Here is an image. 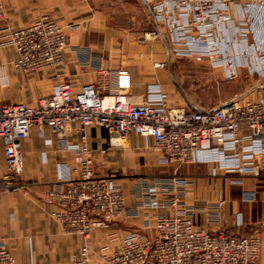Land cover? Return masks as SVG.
Segmentation results:
<instances>
[{"label": "built area", "instance_id": "obj_1", "mask_svg": "<svg viewBox=\"0 0 264 264\" xmlns=\"http://www.w3.org/2000/svg\"><path fill=\"white\" fill-rule=\"evenodd\" d=\"M147 1L156 20L167 25L169 40L187 44L181 50L173 48L175 52L195 55L196 59L205 55L214 64L222 65L225 76L232 78L237 75L238 56L226 62V56L220 58L218 53L225 51L222 44L239 43L241 49L235 54L250 70L264 76V43L258 39H254L255 46L247 43V15L254 7L264 10V0ZM4 15V0H0V19ZM150 33L155 35L156 31ZM67 43L64 27L47 13L36 15L17 29L0 24V47L14 50L12 64L21 72L58 68ZM250 52L258 58L256 68L247 64ZM98 73L101 81L106 69L100 68ZM116 82V91L100 94L95 82L76 89L72 83L60 81L36 105L23 101L0 103V137L7 170L0 177V189L17 186L14 178L22 170L21 142L33 126H47L64 148L76 153L78 166L69 169L57 165V175L67 182V187L48 190L45 198L59 205L53 215L66 232L88 240L93 230L114 223L127 208L123 186L94 170L88 142L91 125L105 128L112 145L121 144L130 133L152 137L153 148L164 162L219 160L229 170L244 172L254 169L255 157L264 158V95L184 108L168 105L159 87L147 89L140 101L131 102L124 91L130 86L126 69L117 71ZM72 127L77 138L66 142L64 137ZM187 183L173 176L135 184L136 193L144 196L143 207H171L174 211L156 212L151 233L131 230L121 237L111 236L117 242L103 244L95 259L87 243L83 244L71 264H260L261 238L257 232L244 235L222 229L209 231L194 221L191 211L177 207ZM171 192L175 194L172 198L160 202L155 199L157 193ZM144 213L148 215V211ZM0 264L24 263L0 247Z\"/></svg>", "mask_w": 264, "mask_h": 264}, {"label": "crops", "instance_id": "obj_2", "mask_svg": "<svg viewBox=\"0 0 264 264\" xmlns=\"http://www.w3.org/2000/svg\"><path fill=\"white\" fill-rule=\"evenodd\" d=\"M4 6L5 15L0 24L17 29L36 15L47 13L64 27L68 43L61 66L37 72L16 70L12 64L14 50L0 47V103L23 101L36 105L38 99L51 94L60 81H68L76 89L95 82L98 92L107 94L117 90V71L126 69L130 86L124 91L131 102L140 101L147 89L159 87L170 106L206 107L189 96L173 71V60L189 59L179 56L181 53L173 48L181 50L187 44H174L169 40L167 25L156 20L147 0H4ZM247 29V43L255 46L254 39L264 43V10L254 7L249 12ZM153 30L155 35L150 33ZM224 49L226 62L231 61V56H238L236 70L246 67L243 59L235 54L241 49L239 43L230 42ZM206 63L213 69H220L225 79L232 80L238 75L228 78L222 65L213 61ZM257 63L258 58L250 52L247 64L256 68ZM100 68L106 69V73L98 81ZM249 95L253 96L238 99H256L264 95V85ZM76 138L72 127L64 141L74 142ZM88 142L95 172L110 177L126 189V211L109 226L93 230L88 240L66 232L53 215L60 209L59 205L46 199L45 193L67 187V182L57 175L56 166L77 167L76 153L64 148L56 133L47 126H33L21 142L22 170L14 178L17 186L0 189V247L10 251L18 261L71 264L73 256L79 255L85 243L95 259L103 244L117 242V239L111 240V236L121 237L131 230L151 233L156 212L174 211L163 206L146 209L141 204L144 196L132 192L135 176L152 175L150 179L173 176L186 179L188 183L183 187L184 195L177 207L191 211L194 221L207 230L257 232L261 238L259 262L264 264V158L255 157L254 169L244 172L229 170L219 160L164 162L160 152L153 148L152 137L130 133L121 144L112 145L107 130L96 125L88 128ZM6 173L0 137V177ZM174 195L172 192L157 193L155 199L160 202Z\"/></svg>", "mask_w": 264, "mask_h": 264}, {"label": "rangeland", "instance_id": "obj_3", "mask_svg": "<svg viewBox=\"0 0 264 264\" xmlns=\"http://www.w3.org/2000/svg\"><path fill=\"white\" fill-rule=\"evenodd\" d=\"M139 36L142 39L141 35ZM222 45L225 47L224 44ZM218 55L220 58L224 56L223 52L218 53ZM179 56H184L191 60L175 59L171 63L173 71L177 74L178 81L185 87L193 100L200 102V105L206 107L217 105L224 100L239 95H241V97L247 95L253 96L254 94L249 95L250 92L246 93V89L250 84L261 77L258 71L250 70L246 68V66L237 71L238 75L235 79H225L220 69H213L206 65V62L211 63V60L205 55L201 56L200 59H196L195 55L181 54ZM141 176L142 175H137L134 177V180L132 179L131 190L133 193L137 191L135 184L140 185L144 182L148 183L153 179H150L152 175Z\"/></svg>", "mask_w": 264, "mask_h": 264}, {"label": "water", "instance_id": "obj_4", "mask_svg": "<svg viewBox=\"0 0 264 264\" xmlns=\"http://www.w3.org/2000/svg\"><path fill=\"white\" fill-rule=\"evenodd\" d=\"M263 85H264V76L260 77L258 80H256V81L253 82L252 84H250V85L248 86V88L246 89V93H247V92H251V91H253L254 89H257L258 87L263 86ZM239 97H241V95H239V96H235V97H232V98H229V99H237V98H239ZM217 105H219V104H217Z\"/></svg>", "mask_w": 264, "mask_h": 264}, {"label": "trees", "instance_id": "obj_5", "mask_svg": "<svg viewBox=\"0 0 264 264\" xmlns=\"http://www.w3.org/2000/svg\"><path fill=\"white\" fill-rule=\"evenodd\" d=\"M230 233H236V232H230ZM240 234H244L245 235V234H250V233H240Z\"/></svg>", "mask_w": 264, "mask_h": 264}]
</instances>
